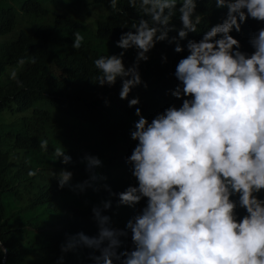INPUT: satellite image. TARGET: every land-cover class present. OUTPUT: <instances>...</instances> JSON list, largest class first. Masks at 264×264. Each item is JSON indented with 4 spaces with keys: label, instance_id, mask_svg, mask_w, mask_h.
Listing matches in <instances>:
<instances>
[{
    "label": "clouds",
    "instance_id": "obj_1",
    "mask_svg": "<svg viewBox=\"0 0 264 264\" xmlns=\"http://www.w3.org/2000/svg\"><path fill=\"white\" fill-rule=\"evenodd\" d=\"M108 5L120 11L117 0ZM127 5L135 17L120 25L127 28L114 41L120 51L93 59L94 83L112 87L119 80V98L130 108L138 105L139 96L129 93L148 87L140 64L163 41L185 53L171 73L174 87L165 90L174 100L150 119L134 109L129 136L135 144L124 156L132 182L121 191L105 182L95 154L79 157L88 173L83 180L73 182L67 167L49 169L60 189L107 193L90 208L95 233L66 234L61 253L90 249V264H264V0H127ZM214 8L222 15L218 22ZM233 32L248 38L251 51L242 50ZM83 40L80 31L72 32L71 47L79 49ZM129 49L135 55L126 65ZM26 61L35 58L19 57L17 67ZM17 67L8 70V79L19 85ZM39 145L47 151L48 140ZM57 159L62 165L73 162L63 144L53 149L51 160ZM113 202L132 209L123 227L107 214ZM7 251L0 241V264H7Z\"/></svg>",
    "mask_w": 264,
    "mask_h": 264
},
{
    "label": "trees",
    "instance_id": "obj_2",
    "mask_svg": "<svg viewBox=\"0 0 264 264\" xmlns=\"http://www.w3.org/2000/svg\"><path fill=\"white\" fill-rule=\"evenodd\" d=\"M117 6L120 11L113 12L108 0H0V241L8 249L7 264H55L61 255L63 264H90V249L61 253L60 244L66 234L95 233L90 208L107 193L60 189L49 178V169L67 167L73 171V182L83 180L88 173L79 157L85 152L95 154L103 162L99 171L110 166L124 169L109 183L113 191H121L132 182L124 156L135 144L129 136L137 119L134 109L139 107L150 119L174 100L165 90L174 87L171 73L185 53H175L163 41L140 64L148 87L138 86L129 93V98L139 96L138 105L130 108L126 99L119 98V80L112 87L94 83L93 59L119 52L114 41L127 30L120 25H130L135 17L127 0H117ZM213 10L218 22L220 9ZM77 30L84 40L73 49L72 32ZM232 34L241 41L242 50L251 51L248 38ZM189 36L199 39L200 34ZM162 53L167 56L163 63ZM134 55L133 49L127 50L124 63L130 64ZM22 56L34 57L35 62L17 67ZM12 67H17L19 85L8 79ZM40 139L48 140L47 151L40 148ZM62 144L72 156L71 164L51 160L53 149ZM29 169L35 175L29 176ZM131 213L132 209L117 207L115 202L107 210L119 227Z\"/></svg>",
    "mask_w": 264,
    "mask_h": 264
},
{
    "label": "rangeland",
    "instance_id": "obj_3",
    "mask_svg": "<svg viewBox=\"0 0 264 264\" xmlns=\"http://www.w3.org/2000/svg\"><path fill=\"white\" fill-rule=\"evenodd\" d=\"M118 171H121L122 172V170H121L120 167H115V166H110V167H108V169L106 168L105 170H103L102 172L107 176V182L106 183L109 184L110 183V180L115 177V175H116V173ZM59 228H61V226H59Z\"/></svg>",
    "mask_w": 264,
    "mask_h": 264
},
{
    "label": "water",
    "instance_id": "obj_4",
    "mask_svg": "<svg viewBox=\"0 0 264 264\" xmlns=\"http://www.w3.org/2000/svg\"><path fill=\"white\" fill-rule=\"evenodd\" d=\"M7 253V252H6ZM7 256V255H6ZM6 260V259H5Z\"/></svg>",
    "mask_w": 264,
    "mask_h": 264
},
{
    "label": "bare ground",
    "instance_id": "obj_5",
    "mask_svg": "<svg viewBox=\"0 0 264 264\" xmlns=\"http://www.w3.org/2000/svg\"><path fill=\"white\" fill-rule=\"evenodd\" d=\"M202 9V8H201Z\"/></svg>",
    "mask_w": 264,
    "mask_h": 264
}]
</instances>
